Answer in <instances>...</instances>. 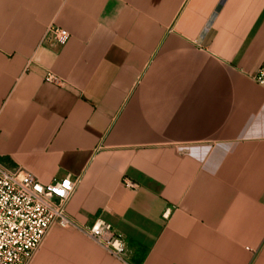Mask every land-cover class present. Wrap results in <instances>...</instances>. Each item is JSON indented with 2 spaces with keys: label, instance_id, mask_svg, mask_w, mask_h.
<instances>
[{
  "label": "crops",
  "instance_id": "1",
  "mask_svg": "<svg viewBox=\"0 0 264 264\" xmlns=\"http://www.w3.org/2000/svg\"><path fill=\"white\" fill-rule=\"evenodd\" d=\"M263 64L264 0H0V164L134 264H264ZM31 264L124 263L55 226Z\"/></svg>",
  "mask_w": 264,
  "mask_h": 264
},
{
  "label": "built area",
  "instance_id": "2",
  "mask_svg": "<svg viewBox=\"0 0 264 264\" xmlns=\"http://www.w3.org/2000/svg\"><path fill=\"white\" fill-rule=\"evenodd\" d=\"M67 30L49 27L44 41L65 44ZM254 80L264 88V64ZM47 82L58 78L48 73ZM80 184V179L67 176L43 185L36 176L18 168L10 170L0 164V264H31L55 226L77 227L90 239L124 264H134L126 238L113 226L98 219L89 228H80L68 216V205ZM129 189L135 184L125 181ZM171 209L163 217L169 219Z\"/></svg>",
  "mask_w": 264,
  "mask_h": 264
}]
</instances>
